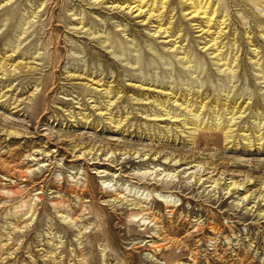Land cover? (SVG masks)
<instances>
[{
  "label": "rangeland",
  "instance_id": "rangeland-1",
  "mask_svg": "<svg viewBox=\"0 0 264 264\" xmlns=\"http://www.w3.org/2000/svg\"><path fill=\"white\" fill-rule=\"evenodd\" d=\"M0 264H264V0H0Z\"/></svg>",
  "mask_w": 264,
  "mask_h": 264
},
{
  "label": "bare ground",
  "instance_id": "bare-ground-1",
  "mask_svg": "<svg viewBox=\"0 0 264 264\" xmlns=\"http://www.w3.org/2000/svg\"><path fill=\"white\" fill-rule=\"evenodd\" d=\"M141 193V192H140ZM143 193V192H142ZM142 196V195H141ZM155 198H156V200H158V201H160V202H162V203H164L166 206H171V204H172V202H173V199H172V196L171 195H168V194H161V193H156V194H154L153 195ZM149 200L150 199V196H145V198H144V200ZM134 219H136L135 217H134ZM142 223L144 224V223H146V220H142Z\"/></svg>",
  "mask_w": 264,
  "mask_h": 264
}]
</instances>
